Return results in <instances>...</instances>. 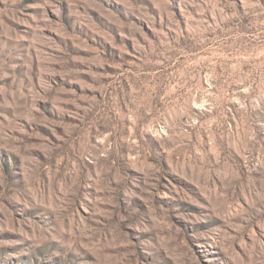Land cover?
<instances>
[{"label": "rangeland", "instance_id": "rangeland-1", "mask_svg": "<svg viewBox=\"0 0 264 264\" xmlns=\"http://www.w3.org/2000/svg\"><path fill=\"white\" fill-rule=\"evenodd\" d=\"M0 264H264V0H0Z\"/></svg>", "mask_w": 264, "mask_h": 264}]
</instances>
